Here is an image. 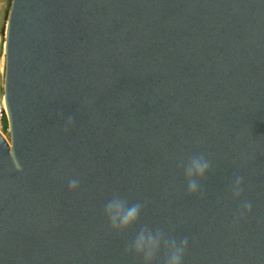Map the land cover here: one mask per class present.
Returning a JSON list of instances; mask_svg holds the SVG:
<instances>
[{
    "label": "water",
    "instance_id": "95a60500",
    "mask_svg": "<svg viewBox=\"0 0 264 264\" xmlns=\"http://www.w3.org/2000/svg\"><path fill=\"white\" fill-rule=\"evenodd\" d=\"M3 56L0 264H140L144 224L187 236L184 264H264V0H11ZM113 192L146 204L126 234Z\"/></svg>",
    "mask_w": 264,
    "mask_h": 264
},
{
    "label": "clouds",
    "instance_id": "9594fccd",
    "mask_svg": "<svg viewBox=\"0 0 264 264\" xmlns=\"http://www.w3.org/2000/svg\"><path fill=\"white\" fill-rule=\"evenodd\" d=\"M74 123L75 117L69 115L65 131L71 128ZM177 166L183 172L187 194L202 197L204 195L202 181L212 170V161L208 158L207 153L200 151L186 158H179ZM79 187L78 177L68 180L69 192L75 193ZM228 191L234 200L241 201L244 192L243 177L237 175L229 185ZM145 207V203L140 201L130 203L126 196L119 192H113L103 205V215L111 232L118 235L126 234L140 222ZM251 211V201H241L238 215L243 216ZM187 251V236L177 239L171 234L170 229H166L164 226L152 227L148 224L142 225L124 247L125 255L135 258L140 264H184Z\"/></svg>",
    "mask_w": 264,
    "mask_h": 264
},
{
    "label": "rangeland",
    "instance_id": "374dc122",
    "mask_svg": "<svg viewBox=\"0 0 264 264\" xmlns=\"http://www.w3.org/2000/svg\"><path fill=\"white\" fill-rule=\"evenodd\" d=\"M10 2L11 0H0V70H1L0 85L3 80V71H4V56H3L4 30H5L7 14L10 7Z\"/></svg>",
    "mask_w": 264,
    "mask_h": 264
},
{
    "label": "built area",
    "instance_id": "2783aa9c",
    "mask_svg": "<svg viewBox=\"0 0 264 264\" xmlns=\"http://www.w3.org/2000/svg\"><path fill=\"white\" fill-rule=\"evenodd\" d=\"M0 135L8 141L6 110L2 92L0 90Z\"/></svg>",
    "mask_w": 264,
    "mask_h": 264
},
{
    "label": "crops",
    "instance_id": "0c3cea01",
    "mask_svg": "<svg viewBox=\"0 0 264 264\" xmlns=\"http://www.w3.org/2000/svg\"><path fill=\"white\" fill-rule=\"evenodd\" d=\"M0 73H1V70H0Z\"/></svg>",
    "mask_w": 264,
    "mask_h": 264
},
{
    "label": "trees",
    "instance_id": "16d2710c",
    "mask_svg": "<svg viewBox=\"0 0 264 264\" xmlns=\"http://www.w3.org/2000/svg\"><path fill=\"white\" fill-rule=\"evenodd\" d=\"M2 34H3V32H2Z\"/></svg>",
    "mask_w": 264,
    "mask_h": 264
}]
</instances>
